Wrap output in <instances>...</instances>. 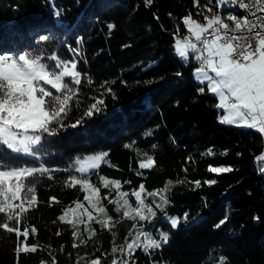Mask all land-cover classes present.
Masks as SVG:
<instances>
[{
    "label": "trees",
    "instance_id": "16d2710c",
    "mask_svg": "<svg viewBox=\"0 0 264 264\" xmlns=\"http://www.w3.org/2000/svg\"><path fill=\"white\" fill-rule=\"evenodd\" d=\"M196 2L0 0V49L31 50L42 56L55 53L67 60L74 54L69 49L82 39L78 70L87 73L93 83L88 85L82 78L80 95L74 98L65 123L74 122L91 98L104 92L103 82L112 89L102 97L103 111L81 126L47 137L36 160L22 158L29 166L52 170L39 179L34 193L37 200L31 206L25 201L27 211L21 218V230L24 226L37 229L27 239L37 245V252L17 256L15 247L23 238L18 241L14 233L0 229V264H90L97 258L101 264H110L111 248L130 240L132 230V221L117 214L114 205L101 200L115 227L101 228L97 213L92 221L84 217V223L77 226L86 244L58 219L73 201H83L79 187L65 186V169L75 156L100 149L108 156L92 171L91 180L101 188L102 197L109 190L98 183L100 175L119 179L121 191L129 193L130 205L134 204L131 192L141 183L150 192L172 181L165 212L181 218L172 229L164 213L155 209L157 217L146 227L156 236V230L167 231L169 241L148 253L137 249L132 258L118 252L117 264L123 260L128 264H220L221 257L225 264H264V174L258 170L262 162L255 159L264 151V140L252 129L219 122L222 109L217 108V97L207 89L198 92L201 85L193 75L196 62L190 58L188 64L182 63L173 47L177 29L180 37L187 34L184 15L191 13L203 21L197 12L211 15L209 7L222 17L229 12L243 17L244 12L233 6L221 10L216 0H198L199 8ZM55 11H62L58 20ZM108 24L114 27L109 30ZM76 99L81 103L79 110ZM149 131L151 135L146 134ZM209 147L215 155L201 156ZM144 154L153 157L151 168H139ZM208 165L231 166L233 171L210 173ZM213 179L217 181L214 185L204 183ZM196 180L201 182L199 188ZM152 199L148 197L146 203ZM155 199L159 203V196ZM184 213H188L186 222ZM226 216L225 224L215 227ZM89 226L94 229L91 238L86 230Z\"/></svg>",
    "mask_w": 264,
    "mask_h": 264
},
{
    "label": "snow or ice",
    "instance_id": "6c2138e0",
    "mask_svg": "<svg viewBox=\"0 0 264 264\" xmlns=\"http://www.w3.org/2000/svg\"><path fill=\"white\" fill-rule=\"evenodd\" d=\"M146 3H150V0H146ZM216 3L221 10L233 6L239 7L245 14L240 17L229 12L226 17H222L209 7L207 11L211 15L197 12V15H203L204 22L194 19L191 13L184 15L182 24L187 34L180 37L177 29L174 34V54L184 64H188L191 58L199 65L193 73L201 85L198 92L203 94L207 89L219 98L217 108L224 110L220 123L252 129L264 140V0H216ZM195 6L199 8L198 0ZM54 15L58 20L62 11H55ZM107 27L111 30L114 25L108 24ZM40 39L46 40L47 37L41 36ZM82 42V39L77 40V47L69 49L74 54L67 60L59 59L55 53L42 56L31 50L0 49V214H4L0 229L14 233L18 241L23 238V242L15 247L17 256L37 252L36 244L27 243L30 233H36L37 229L35 226H24L21 230V218L27 211L25 201L31 206L37 200L34 193L39 179L52 171L43 165L29 166L22 158L31 157L36 160L47 137L58 135L68 127L81 126L85 119H91L103 111L105 105L102 97L105 92L112 91L110 87H106L108 82H103L100 88L104 92L99 97H92V102L84 107L74 122L65 123L72 111L74 98L80 95L82 78L87 80L88 85L93 83L87 73L78 70L81 56L79 45ZM144 83L150 84L152 81ZM145 103H148L147 99ZM75 107L77 110L81 107L79 99L75 100ZM146 134L151 135V131ZM124 147L128 148L129 145ZM144 155L146 159L139 163V168H151L154 164L153 157ZM213 155L215 153L211 147L201 153L205 157ZM107 156V152H101L77 157L65 169L68 172L65 186L79 187L83 193V201L88 202L92 210L78 199L72 202L75 207L69 205L58 219L71 227L72 235L78 237L81 244H86L87 240L80 235L77 226L84 223V217L92 221L93 211L97 213L96 223L101 228L115 227L110 223L112 216L101 203L102 199L108 200L109 204L115 206L117 214L132 221V230L128 233L131 239L126 238L124 243L111 248L113 257L110 264H117L115 254L118 252L132 258L137 249L148 253L169 241L167 231L156 230V236L146 227V224L152 225L157 217L155 209L164 213V221L172 229L178 227L181 218L169 216L165 212L169 203L166 193L172 181H168L163 188L150 192L141 183L131 192L135 198L133 207L129 203V193L121 191L119 179L100 175L98 183L109 190L108 195L102 197L101 188L91 180V174L93 170L100 168ZM255 159L264 162V154L257 155ZM258 170L264 174V163L259 165ZM207 171L222 174L232 172L233 168L208 165ZM47 178L52 179V176L48 175ZM204 183L214 185L217 181L206 180ZM194 184L197 188L201 186L199 180L194 181ZM113 192L115 198H111ZM157 196L159 203L155 199ZM148 197L153 198L150 203H146ZM50 200H55V197ZM187 219L188 213H184L183 220L186 222ZM226 219L227 216L215 227H221ZM86 230L91 238L94 229L89 226ZM76 246L74 243L73 247ZM90 264H101V261L99 258L92 259ZM121 264H128V260L121 261ZM220 264H225V258H220Z\"/></svg>",
    "mask_w": 264,
    "mask_h": 264
},
{
    "label": "rangeland",
    "instance_id": "374dc122",
    "mask_svg": "<svg viewBox=\"0 0 264 264\" xmlns=\"http://www.w3.org/2000/svg\"><path fill=\"white\" fill-rule=\"evenodd\" d=\"M197 66H199L198 64L197 65H195L194 66V68H193V73H194V69H195V67H197ZM194 75V74H193ZM220 118H221V113H219V115H218V119L220 120ZM101 152H105V150H102V149H100V150H95V151H89V152H85V153H83V154H81V155H77V156H75V158H77V157H84V156H87V155H94V154H98V153H101ZM263 153H264V151H263ZM262 153V154H263ZM74 158V159H75ZM74 159H73V161H74ZM144 161V160H143ZM113 198H115V194L113 195ZM82 203L84 204V206L86 207V208H89V210H92L91 209V207H90V205L88 204V202H86V201H82ZM73 208L75 207V205L74 204H72L71 205ZM131 206H135V198H134V204L132 205L131 204ZM77 211H80V210H77ZM96 212L95 211H93V214H95Z\"/></svg>",
    "mask_w": 264,
    "mask_h": 264
},
{
    "label": "crops",
    "instance_id": "0c3cea01",
    "mask_svg": "<svg viewBox=\"0 0 264 264\" xmlns=\"http://www.w3.org/2000/svg\"><path fill=\"white\" fill-rule=\"evenodd\" d=\"M201 22H204V21H201ZM217 101H218V103H219V98H218V97H217ZM220 113H221V116H222V115L224 114V110L222 109ZM262 153H263V152H262ZM262 153H261V155H262ZM263 154H264V153H263ZM262 163H264V162H262Z\"/></svg>",
    "mask_w": 264,
    "mask_h": 264
},
{
    "label": "bare ground",
    "instance_id": "6f19581e",
    "mask_svg": "<svg viewBox=\"0 0 264 264\" xmlns=\"http://www.w3.org/2000/svg\"><path fill=\"white\" fill-rule=\"evenodd\" d=\"M242 12H244V11H242ZM243 14H245V13H243Z\"/></svg>",
    "mask_w": 264,
    "mask_h": 264
}]
</instances>
